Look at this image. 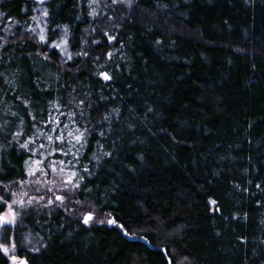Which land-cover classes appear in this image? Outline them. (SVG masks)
Instances as JSON below:
<instances>
[{"label":"trees","instance_id":"obj_1","mask_svg":"<svg viewBox=\"0 0 264 264\" xmlns=\"http://www.w3.org/2000/svg\"><path fill=\"white\" fill-rule=\"evenodd\" d=\"M114 9H98L105 17L94 24L88 0H0V125L8 133L0 144L21 128L19 143L32 135L29 112L37 121L51 115L68 123L59 113L78 111L70 99L91 92L80 123L95 132L77 168L88 164L93 174L82 173L74 197L117 221L84 225L61 207L31 211L16 229L21 257L28 264H264V0H137L131 10ZM107 15L122 24L110 34L123 40L127 59L117 53L100 69L114 75L105 82L92 61L112 49L84 30L110 28ZM64 25L74 55L66 65L38 36L43 28L47 44L59 42ZM83 40L91 58L75 56L88 50ZM117 107L108 132L100 118ZM43 129L55 135L50 125ZM98 142L112 152L99 163L90 160ZM19 143L0 150L4 184L26 178L30 153L18 151ZM29 232L31 243L21 248ZM0 264H10L2 251Z\"/></svg>","mask_w":264,"mask_h":264},{"label":"snow or ice","instance_id":"obj_2","mask_svg":"<svg viewBox=\"0 0 264 264\" xmlns=\"http://www.w3.org/2000/svg\"><path fill=\"white\" fill-rule=\"evenodd\" d=\"M40 3H43V0H39ZM137 4V0H111V5L104 2V0H88V7L90 11L88 15L93 18V23H96L97 19H104L105 12L98 11V9H114L116 5H123L128 9H133V7ZM166 7V5L164 6ZM4 13L0 12V16H3ZM43 15L47 16V10H43ZM127 16H122L121 19H127ZM11 20V18H9ZM33 20H37V17H33ZM77 19H80L78 16ZM106 22L111 25L110 28H101L99 25L96 27H92L89 29H85L86 34L98 33L102 37H105L107 40V46H109L112 50L107 53H101L95 57L92 61L95 64L96 69L98 70L95 75H98L103 81L108 82L114 79V75L110 74L109 71H100L101 68H104L107 65H111L114 63L115 57L117 53H120V59L126 60L127 57L123 53V49L125 47L123 40L116 34H110L115 32L117 29L122 28V24L115 23V17L112 15H107ZM18 23L17 21H12V23L5 25L2 29L5 33H8L11 30L12 24ZM30 30L33 33H36V28H31ZM59 27V26H58ZM64 36L60 38L59 42L53 41L51 44H47V33L43 28L40 29L38 36L39 42L44 44L46 47L50 49H58L60 55L66 57L64 61L65 65L67 62L72 61L74 59V55L68 51V40L66 37L68 36V26L64 25ZM3 39V37H0ZM117 39H121L120 48L117 49L113 46V42ZM131 39V37H130ZM7 41L5 40V43ZM82 46L87 48L88 50H82L80 52L75 53V56L78 57H88L91 51L89 47V41L83 40ZM157 44L160 41H156ZM100 40H91V45H100ZM101 56H106L104 64L100 63ZM45 59H48L45 56ZM115 70L120 71V65L115 63ZM70 71V69H69ZM6 82H9L6 80ZM75 91V89H74ZM91 96V92H86L83 98L76 100V97H72L69 101V104L73 105V107L78 111L69 110L67 112L59 113L60 116H66L68 123H64L59 119V116H49L48 120H40L37 121V117L33 115L31 112L28 114L32 117V127L34 129L31 136H28L27 139L23 141V143H19L21 138L24 136V130L21 128L20 130L11 132V140L8 141L7 145L0 144V150L4 149L6 146L11 147L16 143H19V150H23L25 153H30L29 159L24 161V176L25 179H17L13 181H9L7 184L0 182V190L3 191L4 195H0V207H5L6 210L4 212H0V241H7L8 243H0V251H2L5 255H9L10 253H14L17 250V242L16 236L19 235L16 229L19 226L22 216L21 213L16 210L18 207L21 210H26L27 214L31 213L32 206L34 204L40 205V210L46 209L49 206L54 207H63L65 205L67 196L69 194L74 195L77 191L81 190L82 183L85 179V175H92V171L88 164H84L82 168H77V165L81 163L82 157L84 153L81 149L85 148L89 144V136L95 132V128H89L86 126H81L80 121L84 118L85 113L83 111L84 106L88 104V107L91 108L92 105L88 103V99ZM19 99V97H17ZM100 99L108 102L109 98L104 96L102 93L100 95ZM25 106L28 105V101H23ZM52 106L59 109L60 105L56 102H51ZM67 107V106H65ZM130 111H134V109H130ZM148 111L151 112L152 109L148 108ZM116 115L119 117L120 109L113 108L109 112H106L100 120L109 123L108 132H112L113 129L111 127L112 116ZM13 116H16L17 113L13 112ZM41 126H37V124ZM5 125L8 124V121L4 122ZM20 124H24V120L21 118ZM48 124L51 126V133H55V135L45 132L43 129V125ZM97 124L100 127L99 136L105 137L106 132L104 131V126L100 121H97ZM129 128H132L133 125H128ZM0 134L5 136L8 133L5 131L4 126L0 125ZM37 141H41L37 143ZM46 141V142H43ZM115 147V145H113ZM105 148L104 144L97 143L98 153H93L90 160L96 161L99 163L100 159L103 157H110L112 155L111 151H102ZM59 154L62 159H55V155ZM35 157H39L36 159ZM71 157V159H69ZM49 170L56 177L55 179L48 180L47 177L49 175ZM84 173V174H82ZM6 172L0 170V175H6ZM31 178V179H28ZM26 184H37L40 187H43L45 184L56 185L60 190L64 191L65 195H54V199L48 198L47 203L44 204L42 201L45 200V196H39L38 198L29 196L27 192L23 191L24 185ZM19 186L18 191L13 190V186ZM40 187H37L36 192L40 191ZM239 187V185H237ZM257 189H260V184L256 185ZM246 190V189H245ZM48 192H53L52 187H48ZM10 195L11 200L6 199V196ZM212 204H215V201H211ZM260 203L259 201L257 202ZM75 204L83 207V203L79 200L75 201ZM217 211L219 209H216ZM67 211V209H66ZM97 209L95 206L92 207V210L87 211L83 214L82 223L84 225H89L90 222L94 221V217L96 216ZM110 217V214H109ZM95 222L104 224L105 220L100 219ZM106 223L108 225H116L117 221L115 218H107ZM264 223V221H262ZM122 230H124L125 235H128V231L124 229L123 225H118ZM9 228L12 230V235L9 236ZM23 241L21 242V248L31 243L30 237L31 233L23 234ZM31 251H39V248L30 249ZM10 259L12 264H28L26 258H19L16 255H11ZM185 259H187L185 257ZM167 264H172L171 259L167 260Z\"/></svg>","mask_w":264,"mask_h":264},{"label":"rangeland","instance_id":"obj_3","mask_svg":"<svg viewBox=\"0 0 264 264\" xmlns=\"http://www.w3.org/2000/svg\"><path fill=\"white\" fill-rule=\"evenodd\" d=\"M36 159H38V158H36ZM55 178L56 177L54 176V174H52L51 171L49 170V175H48L47 179L48 180H52V179H55ZM28 179H31V178H28ZM37 187H40V185H37V184H26V185H24L23 191L27 192L29 196L36 197V198H38L39 196H45V200L42 201V203H44V204L47 203V199L48 198L54 199L53 193H55L56 195H65L64 191L60 190L56 185L45 184L43 187H40V191L39 192H36V190H35ZM48 187H52L53 188V192H48L47 191ZM13 190L14 191L20 190L19 186L18 185L17 186H13ZM0 195H4L2 190H0ZM7 197L9 198V200H11V196L10 195H8ZM75 201H76V199H75L74 195L69 194L67 196L65 205L63 207H61V208H63L65 211L67 209L66 212L69 215L76 216V217H78V218H80L82 220L83 219V214L85 212H87V211L92 210V207L91 206H87L84 203H83V207H81L80 205L75 204ZM2 208H3V211H0V212H4L6 210L5 207H2ZM51 208H54V206H49L48 208L43 209V211L51 209ZM16 210L21 213V216H23L24 214L27 213L26 210H21L18 207L16 208ZM31 211H42V210H40V205L34 204L32 206ZM107 218H109L108 215H105V214L102 215L99 212H96V216L94 217V221L93 222H95L96 220H100V219H103V220L106 221ZM90 223H92V222H90ZM9 229H11V228H9ZM9 236H11L10 233H9ZM0 243H8V242L7 241H0ZM11 255H16L19 258H23V257H21V254H20V252L18 250V246H17V250L14 253H10L9 255H6L8 257V259H9V261H10V264H12V261L10 259Z\"/></svg>","mask_w":264,"mask_h":264},{"label":"water","instance_id":"obj_4","mask_svg":"<svg viewBox=\"0 0 264 264\" xmlns=\"http://www.w3.org/2000/svg\"><path fill=\"white\" fill-rule=\"evenodd\" d=\"M141 241H144L143 239H141Z\"/></svg>","mask_w":264,"mask_h":264}]
</instances>
